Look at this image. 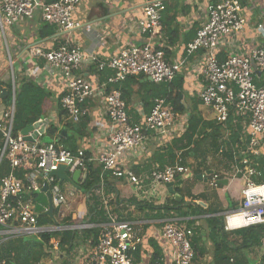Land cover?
I'll return each instance as SVG.
<instances>
[{
    "label": "built area",
    "instance_id": "obj_1",
    "mask_svg": "<svg viewBox=\"0 0 264 264\" xmlns=\"http://www.w3.org/2000/svg\"><path fill=\"white\" fill-rule=\"evenodd\" d=\"M83 1L53 0L45 4L39 0H0V40L5 41L7 28L32 21L38 13L40 20L54 25L58 33L67 35L78 30L80 23L74 18V13ZM168 1L144 0L136 25L138 33L146 41L111 58L100 59L95 54L85 53L79 45L70 46L68 42L57 49L45 50L33 46L28 51L30 59L41 61L46 75L61 84L59 106L64 112L65 121L77 124L87 113L85 104L96 99L100 102L102 114L113 128L105 137V145L95 154H86L82 149L75 153L68 152L57 145L56 140L43 144L39 133L34 143L26 141L20 133L13 135L15 98L19 85L12 69L13 62L9 59L11 72L6 82L10 88L0 82V163L5 160L9 166V173L0 180V244L7 238L39 236L49 232L50 228L38 227L31 197L41 193L40 189L46 183L59 219L61 210L67 206L68 197L74 196L72 192L62 190L66 183L59 184L57 179L50 177V173L61 166L68 169L71 175L79 172L80 183L83 176H87L89 166H99L101 176L108 174L111 178L124 181L136 192L144 191L146 183L166 188L167 184L191 177V170L181 165L180 160L163 169L156 167L144 178L134 176L125 166L126 154L139 153L148 135L169 139L175 125V114L163 99L152 102L141 124H130L121 91L115 88L127 78L137 75H143L157 85L170 84L180 73L184 61L168 63L164 52L154 44ZM255 1L219 0L208 5L206 21L183 52L186 58L201 54L199 76L202 88L198 93L201 105L212 112L214 120L220 125L226 123L230 110H234L246 127L244 154L258 157L264 152V87L257 85L255 71L264 80V48H255L247 55H227L220 59L222 43L240 34L246 27L242 5H251ZM257 29L261 30L262 27ZM84 65L95 68L91 81L78 75ZM106 72L110 74L101 81L100 77ZM110 87L112 89L108 91ZM1 88L8 91V97L4 100L1 99ZM5 101H9L8 104ZM28 136H32V133ZM239 164L242 167L236 170V174H241L245 179L242 200L238 210L225 215V230L230 229L228 219L236 222L238 217L244 224L235 228L237 230L264 226V184L256 185L253 181L261 174L248 159ZM219 181V176L213 174L208 185L217 189ZM100 189H103L102 183ZM100 196L103 197L101 193ZM102 206L108 222L99 226L97 242L83 264H135L133 254L142 245L140 234L134 225L118 221L111 214L107 201L103 200ZM86 228L90 226H76V229ZM62 229L64 227L54 230ZM161 237L174 249V264H192L191 229L178 228L173 222L166 223ZM52 248L56 250L57 243ZM260 251L264 258V235L260 239Z\"/></svg>",
    "mask_w": 264,
    "mask_h": 264
},
{
    "label": "crops",
    "instance_id": "obj_2",
    "mask_svg": "<svg viewBox=\"0 0 264 264\" xmlns=\"http://www.w3.org/2000/svg\"><path fill=\"white\" fill-rule=\"evenodd\" d=\"M210 4V0L168 1L165 4V25H161L158 38L154 41L156 48L167 49L165 60L168 63L184 61L180 73L176 76V78L179 77L182 80L181 89H175L172 92V96H178L180 103L187 109L186 112H189V109L198 103V112L204 122L216 121L212 112L203 107L198 100V93L202 88L199 76V57L201 54L197 53L186 58L183 50L193 40L196 31L206 21L207 7ZM143 5L144 0H84L74 13V18L80 23L78 30L70 32L67 35L58 33L53 38L41 41L37 38L39 23L41 22L39 13L36 14L32 21H24L6 29L4 42L7 47L8 62L9 59L12 60L9 55L10 45L12 55H14L12 62L13 64L14 62L18 63V71L25 72L29 80L50 94V98L44 104L46 116L43 118H48L49 124L57 120L62 86L58 80H54L46 75V72L42 70L43 63L41 61L37 62L30 59L28 55L29 49L33 46H39L45 50H49L53 49L56 44L61 45L68 42L70 46L79 45L85 53L95 54L100 59L111 58L121 51L129 50L134 46H141L146 41L138 33L136 25L137 20L141 17ZM242 6L246 27L240 34L230 37L222 43L220 48L222 58L235 54L247 55L255 48H264V0H256L251 5L243 4ZM259 26L262 27L261 30L257 29ZM170 29L175 33L170 34ZM109 74H103L100 80L103 81ZM78 75L83 79L91 81L95 76V68L84 65ZM256 76L258 78L257 84L263 82V77L260 74ZM6 80L7 75L5 72H0V82L4 84ZM144 83H147L146 78H140L139 84ZM131 91V97L125 103L128 122L130 124H141L143 117L147 113L144 112L140 97L146 94L145 92L143 93V90L137 84L131 86ZM155 99L165 100L164 98ZM167 106L171 108L168 103ZM84 108L87 111L85 116L88 120L87 128L89 134L87 137L78 139L77 150H85L86 153L91 155L95 154L105 145V137L110 134L113 126L103 116L102 106L97 99L85 104ZM179 117V119L175 120V125L169 134V139H163L157 135H148L142 150L139 153H127L125 162V166L138 178L148 177L150 172L156 167L160 168L161 164L165 165L163 168L172 166L166 163L168 162L167 157L170 152L173 153L176 161L180 160L181 165L183 164L187 168L190 165H195V169L191 170V177L175 181L173 186L175 195L169 194L165 187L157 185L149 186V183L145 184L144 191L136 192L132 186L124 181L109 180L117 196V201L133 198L141 202L142 205L112 206L109 202L114 201V196H104L105 191H101V189L97 196L100 198L101 203L103 200L108 202L111 214L118 221L134 225L140 234L142 245L138 248L139 259L135 264H151V258L155 249L159 253L158 264H174V249L161 237L164 225L173 222L182 228H188L189 223L194 222L193 226L202 229L200 235L204 242L208 234L205 221L212 217L223 218L225 233L221 235V238L227 247L223 253L224 261L221 264H264V258L260 251V242H257L256 245L249 243L253 236L252 231H246L245 233L236 232L237 229L235 228L243 226V221L237 220L235 222L234 219L229 218L228 227L230 229L225 230V215L239 209L242 200L241 191L245 185V179L242 175L236 174V170L240 167V164L235 159L237 156L233 157V159L231 156L229 160L225 155V146L219 143L215 145L214 141L209 140L202 143L198 149H195L191 153V156L183 158L182 155L192 150L193 146L189 149H182L185 143H180V140L187 128L188 113H184ZM63 122L67 123L64 118L62 119ZM59 131H61V128ZM207 132L209 133V131ZM222 132L224 137H228L229 134L226 130H222ZM63 133L61 135H66L65 132ZM245 135L246 127L243 124L239 139L241 142L247 144ZM54 140L55 138L43 144L51 143ZM239 153L242 154V151ZM210 156L217 158L215 162H218L215 163V167H223L220 172L207 166L206 161ZM258 157L264 158V152H261ZM94 166L96 167V165ZM209 172L212 173L209 174ZM65 174L67 177L71 176L68 169H65ZM213 174H217L220 181H226V185L219 184L217 189L210 188L208 182ZM197 176L202 178L198 180ZM241 181H243L242 184ZM63 185H67L68 192L82 194L81 188L79 191L76 188H71L72 186L67 183ZM177 189L181 190L183 194L190 193L191 196L196 197L198 200L193 204H199L203 210L210 208L212 210H219L221 213L214 216L178 217L176 215L178 207H173L170 202L177 203L182 200V196L176 192ZM100 193L103 197L100 196ZM175 196L179 197L178 201L175 200ZM183 200L186 204L191 202L188 196L184 197ZM193 204L191 205L194 206ZM166 208L172 209V211H167L165 210ZM159 209L160 211H158ZM43 212L44 210L41 211V213ZM181 212L186 213L190 211L183 208ZM84 225L90 226V228H86L88 230L95 227L99 229V226H101L87 224V222ZM63 230H70V228L64 227V229L59 231ZM75 244L74 250L71 251V255H74L68 259V264H83L84 259L92 250V240H77ZM205 249V255L194 264H216L213 258V247L209 241L206 243Z\"/></svg>",
    "mask_w": 264,
    "mask_h": 264
},
{
    "label": "trees",
    "instance_id": "obj_3",
    "mask_svg": "<svg viewBox=\"0 0 264 264\" xmlns=\"http://www.w3.org/2000/svg\"><path fill=\"white\" fill-rule=\"evenodd\" d=\"M52 1L53 0H39V2H43L45 4H50ZM218 1L219 0H210V3L214 4ZM165 11L162 14L161 25H165ZM169 31L170 34L175 33L171 29ZM57 34L58 32L54 25L46 24L42 21L39 23L37 36L39 41L48 38H53ZM61 45L56 44L53 49H57ZM160 50H162L165 55L167 49L162 48ZM220 59H222L221 56ZM106 74L109 73L106 72ZM143 77V75L129 77L115 88L121 91L122 98L125 103H127L132 94L131 86L136 84L139 85V88H141L143 90V93L145 92L146 94L142 95L140 97V100L143 103L144 112L147 114L149 113L152 107V101L155 98H164L166 102L170 104L171 109L175 114V119H179L180 115L188 113L186 121L187 128L183 136L181 137L182 139L180 140V143H185L182 149H189L191 146H193V148L192 150H189V152H185L182 155L183 158L191 156V153L195 151V149H198L199 146L202 145V143L207 142L209 140L214 141L215 145H218L219 143L225 146V155L228 157L229 160L231 159V156L232 159L233 157L237 156V158L235 159L238 163H240L244 159H248L249 161H251L252 166H256V168L261 174L259 177L253 178L254 183L256 185L264 184V158L253 157L249 154H244L246 150V143L241 142L239 139L241 137V132L244 123L242 119L238 118L235 115L234 110H230L228 119L224 125H216L217 123L214 121L204 122L200 116V113L198 112V103H196L192 108H190L189 112H186L187 109L184 108V106L180 103L178 96H172V92L175 89H181L182 80L179 77L175 78L174 81L170 84L156 85L154 83L148 82L144 84H139L140 78ZM257 85L260 87H264V80L263 82H260ZM111 89L112 88L110 87L108 91H110ZM148 93H150V95H148ZM49 98L50 94L48 92H46L44 89L39 87L37 84L29 80L28 78H23L20 80L15 98V115L13 120L14 136H16L23 129L31 126L38 120L45 118L44 104ZM8 102L9 101H5V104H8ZM63 117L64 112L58 105V116L56 118L57 120L49 124V126L47 127L46 135L49 136L51 140L55 138L56 144L62 146V148L66 151L75 153L78 148V139L87 137L89 134L87 128L88 120L86 116H83L77 124H73L71 122L62 123ZM60 128L61 131H59ZM222 130H226V132H228V137H224ZM207 131H209V133ZM62 132H65L66 135H61ZM241 151L242 154L239 153ZM167 159V165H173L176 161L173 153L171 152L169 153ZM164 166L165 165L161 164L160 168H163ZM240 167L242 166L240 165ZM8 173V163L7 161L2 160V162L0 163V180L4 178ZM109 180L114 181L117 179H112L108 174H103L101 176V168L99 166H89L86 180L82 184H79V187L82 191V195H84V199L83 197L82 199L84 200L87 210V224L98 226L106 224L108 222V218L104 212L100 198L97 197L98 193L100 192L101 183L103 186L102 190L105 191L104 196H114V201L109 202L110 205H142L141 202H138L136 201V199L133 198L125 201H117V196ZM176 192L182 196V200L177 203L173 201L170 202L172 203L173 207H178V210L176 211V215L178 217H195L201 215L214 216L221 213V211L219 210H212L210 208L203 210L199 204H193L198 199L196 197L191 196L190 193L183 194L182 191L178 189L176 190ZM187 196L188 198H190L191 201L189 204L184 203L183 200V198ZM191 204H193L194 206H192ZM183 208H186L190 212L182 213L181 210ZM165 210L172 211V209L167 208ZM158 211H160V209ZM56 213L57 212L54 211V218H56ZM37 222L39 228L47 225L52 226L51 220L47 217H38ZM205 223L207 225L208 234L206 235V241L204 242L202 241V237L200 235L202 229L200 227L193 226L194 222H190L189 227L187 228L191 229L192 231V237L190 238V245L193 251L192 264H194L198 259L202 258L205 255V245L208 241L212 244L213 247L214 261L216 262V264H221L224 261L223 253L225 252V248L227 247L221 238V235H224L225 233L223 227V218H208ZM59 224V226L62 227H69L73 225L70 216L68 218H64ZM175 226L182 229V227L176 224ZM246 231H252L253 236L251 237L249 243L256 245V243L260 242L261 237L264 235V226L240 229L236 232L245 233ZM98 232L99 229L97 227L82 231V235L84 236L83 239L92 240V250L97 242ZM76 240L77 232L71 230L46 232L40 234L39 236H19L7 238L0 244V264L2 262L4 264H42V261L44 259H48L50 257L51 253L49 252V249L53 250V244L57 243L58 250L60 252H66L69 255V253L75 248ZM138 250L135 254H133L135 263L139 259ZM64 260L65 261L62 260L60 264H68V259L65 258ZM158 261L159 253L157 249H155L151 258V264H158Z\"/></svg>",
    "mask_w": 264,
    "mask_h": 264
},
{
    "label": "rangeland",
    "instance_id": "obj_4",
    "mask_svg": "<svg viewBox=\"0 0 264 264\" xmlns=\"http://www.w3.org/2000/svg\"><path fill=\"white\" fill-rule=\"evenodd\" d=\"M0 44H1L0 47L2 50V53L0 54V72L4 71L5 74L8 76V74L11 72V66L9 65V62L7 60L8 59L7 47L5 45L4 40H1ZM9 51H10L9 55L13 60L14 55H12L10 45H9ZM18 68H19L18 63L14 62L12 69L14 71V74L17 78V83L19 85L21 79L27 78V74L25 72H21V73L18 72ZM4 85L7 88H10L8 82H5ZM44 115L46 116L45 111H44ZM50 141H51V139L47 135H44L40 139L41 143H47ZM215 159L217 160V158L210 156L209 159L206 161L207 166L214 168V170H216L217 172H220L223 169V167H221V166L215 167V163L218 162V161L215 162ZM189 169L194 170L195 165H190ZM242 182L243 181H241V184H242ZM67 189H68L67 185L62 186L63 191H67ZM73 195H74L73 197H68L67 206L61 210V214L59 215V219L57 217L55 219V221L58 224V227H60V228H63L62 226H59L60 225L59 223H61L60 220L62 218H66V217L68 218L69 216L71 217V221H72L73 225L69 226L68 228H72L74 226H79V225L83 226L85 224V222H87L86 221L87 210H86V206H85V203L83 200L84 195L81 194L82 195L81 196L78 193H76V194L73 193ZM82 197H83V199H82ZM31 200H32L33 205L35 206V211H36L37 216L39 215V213H41L42 210H45L47 208V199H46L45 195H43L41 193H35V197L32 196ZM52 227H53V224H52V226L47 225V226H44L42 228H52ZM86 230H88V229H76L75 230L77 232V240H82L84 238V236L82 235V231H86ZM49 252L51 253L50 257L48 259L47 258L44 259L42 261V264H60L62 262V260L65 261L64 260L65 258L69 259V258H72V256L74 255V254L71 255V252L69 253V255L66 252H60L58 250V248L56 250L49 249ZM73 260H74V257H73Z\"/></svg>",
    "mask_w": 264,
    "mask_h": 264
},
{
    "label": "water",
    "instance_id": "obj_5",
    "mask_svg": "<svg viewBox=\"0 0 264 264\" xmlns=\"http://www.w3.org/2000/svg\"><path fill=\"white\" fill-rule=\"evenodd\" d=\"M254 69V66H252ZM256 75H258V72H255ZM146 81L149 83H152L151 80L149 78H146ZM8 97V91L5 88H1V99H6ZM49 126V120L48 119H41L38 120L37 122H35L34 124H32L31 126L23 129L20 132V135L22 137H24V139L30 143H34V139H36L37 137V133L41 134L42 136H44L46 134L47 131V127ZM35 130H37V132H35ZM30 133H32V136H28ZM61 134H64L63 132ZM65 167L61 166L58 168L57 171L55 172H51L50 173V177H54L55 179L58 180L59 184L61 183H67L71 186H73L74 188H76L77 190L80 191V187L78 186L79 182V177H80V173L79 172H74L71 176L67 177L65 174ZM212 172H209V174H211ZM202 177L197 176V179L200 180ZM86 180V176H83L82 178V183ZM80 183V184H82ZM220 185H226V181H220L219 182ZM173 186L174 183H170L166 185V189L168 191L169 194H171L172 196L175 195V192L173 191ZM40 192L46 196L47 199V209L45 212L39 214L37 217H47L51 220L52 224H53V228L48 229L49 232H54L57 227L58 224L55 221L54 217H53V213H54V208H53V204H52V199H51V195L49 192V186L44 183L43 186L40 189ZM175 200L178 201L179 197L175 196ZM70 230H76V227H72L70 228ZM203 236V234H202Z\"/></svg>",
    "mask_w": 264,
    "mask_h": 264
},
{
    "label": "bare ground",
    "instance_id": "obj_6",
    "mask_svg": "<svg viewBox=\"0 0 264 264\" xmlns=\"http://www.w3.org/2000/svg\"><path fill=\"white\" fill-rule=\"evenodd\" d=\"M237 219L240 220V221H243V220H242L241 218H239V217H238Z\"/></svg>",
    "mask_w": 264,
    "mask_h": 264
},
{
    "label": "clouds",
    "instance_id": "obj_7",
    "mask_svg": "<svg viewBox=\"0 0 264 264\" xmlns=\"http://www.w3.org/2000/svg\"><path fill=\"white\" fill-rule=\"evenodd\" d=\"M45 212V211H44Z\"/></svg>",
    "mask_w": 264,
    "mask_h": 264
}]
</instances>
